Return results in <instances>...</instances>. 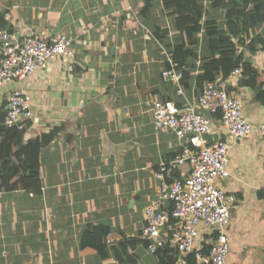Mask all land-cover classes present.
Segmentation results:
<instances>
[{
  "label": "crops",
  "instance_id": "1",
  "mask_svg": "<svg viewBox=\"0 0 264 264\" xmlns=\"http://www.w3.org/2000/svg\"><path fill=\"white\" fill-rule=\"evenodd\" d=\"M204 8L222 18L223 10ZM0 21L22 35L65 33L76 54L8 85L33 99L36 118L23 142L42 133L54 137L40 154L41 193L0 192V264H166L140 234L145 207L157 194L156 172L182 145L173 131L154 128L151 105L158 99L182 106L201 93L198 60H191L185 97L162 76L169 66L162 45L170 49L178 36L175 17L160 0L148 6L147 0H0ZM243 52L257 86L242 77L230 93L258 124L264 122V50ZM8 86L0 89L2 107ZM226 135L217 122L211 140ZM228 169L230 176L218 181L237 198L226 264H264V136L237 141ZM187 172L184 166L167 177ZM101 236L106 243L99 249ZM212 243L213 235L202 231L196 246L206 252Z\"/></svg>",
  "mask_w": 264,
  "mask_h": 264
},
{
  "label": "built area",
  "instance_id": "2",
  "mask_svg": "<svg viewBox=\"0 0 264 264\" xmlns=\"http://www.w3.org/2000/svg\"><path fill=\"white\" fill-rule=\"evenodd\" d=\"M208 4L209 0H205L204 5ZM73 43L74 39L65 33L22 35L0 27V89L49 68L59 57L74 59ZM162 48L169 65L162 76L176 86L178 96L185 97L183 80L188 67L174 60L171 49L164 45ZM243 50L240 46L239 51ZM242 73L238 66L227 78L218 76L205 81L193 103L187 101L181 106L175 101H152L154 128L173 131L182 146L172 159L161 162L156 172L159 186L155 199L145 207L140 238L148 243L151 253L170 245L175 250L172 264H190V253H195L197 264H226L230 251L228 226L237 198L222 189L218 181L230 176V150L237 141L254 132L264 136V122L249 121L242 98L230 93ZM1 108L8 129L25 132L35 121L32 96L22 89L8 91ZM217 113L219 119L215 117ZM217 122L226 128L227 135L212 141ZM184 166L188 167L186 175L168 179L169 171L177 172ZM202 231L213 235L206 252L196 246Z\"/></svg>",
  "mask_w": 264,
  "mask_h": 264
},
{
  "label": "trees",
  "instance_id": "3",
  "mask_svg": "<svg viewBox=\"0 0 264 264\" xmlns=\"http://www.w3.org/2000/svg\"><path fill=\"white\" fill-rule=\"evenodd\" d=\"M162 3L168 13L175 17L178 36L169 46L174 60L188 67L184 87H191L187 82L191 76V60L198 59L200 64L197 67L201 69L200 74L196 75L198 89H202L205 81H213L218 76L227 78L238 66L242 67L243 80L245 78L250 85L257 86V71L244 52L239 51V47L254 51L257 45H261L264 50V0H209L210 9L216 12L223 10L222 18L207 16L208 11H205L201 0H162ZM252 31L254 35H251ZM259 98L264 103V90L259 91ZM216 116L220 117V113ZM4 119L5 111H1L0 192L24 190L41 193L40 154L54 134L42 133L23 142L24 131L6 128ZM103 237H99L100 242L96 243L99 249L105 246ZM90 239L93 245L94 238ZM158 253L168 259L166 264L174 262L175 250L170 245L159 249ZM188 260L190 264H197L195 253H190Z\"/></svg>",
  "mask_w": 264,
  "mask_h": 264
},
{
  "label": "rangeland",
  "instance_id": "4",
  "mask_svg": "<svg viewBox=\"0 0 264 264\" xmlns=\"http://www.w3.org/2000/svg\"><path fill=\"white\" fill-rule=\"evenodd\" d=\"M15 86V85H14ZM14 86H8V87H11L10 89H14Z\"/></svg>",
  "mask_w": 264,
  "mask_h": 264
}]
</instances>
